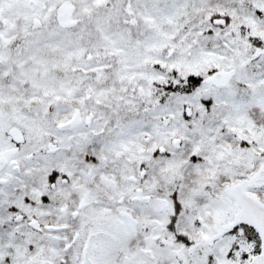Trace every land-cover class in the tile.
<instances>
[{"label": "snow or ice", "instance_id": "6c2138e0", "mask_svg": "<svg viewBox=\"0 0 264 264\" xmlns=\"http://www.w3.org/2000/svg\"><path fill=\"white\" fill-rule=\"evenodd\" d=\"M0 264H264V0H0Z\"/></svg>", "mask_w": 264, "mask_h": 264}]
</instances>
